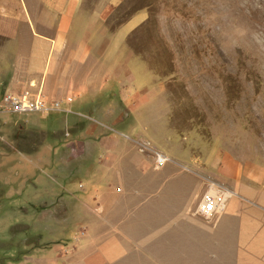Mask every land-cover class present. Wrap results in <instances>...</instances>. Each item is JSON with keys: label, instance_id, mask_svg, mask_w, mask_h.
I'll return each mask as SVG.
<instances>
[{"label": "rangeland", "instance_id": "374dc122", "mask_svg": "<svg viewBox=\"0 0 264 264\" xmlns=\"http://www.w3.org/2000/svg\"><path fill=\"white\" fill-rule=\"evenodd\" d=\"M56 1L18 0L23 54L64 35L57 59L44 39L27 61L37 84L4 94L60 111L0 112V264L105 261L110 225L151 220L183 179L192 209L225 171L264 192V0H77L63 30ZM155 153L169 159L158 169Z\"/></svg>", "mask_w": 264, "mask_h": 264}, {"label": "crops", "instance_id": "0c3cea01", "mask_svg": "<svg viewBox=\"0 0 264 264\" xmlns=\"http://www.w3.org/2000/svg\"><path fill=\"white\" fill-rule=\"evenodd\" d=\"M77 0H58L55 6H60L57 26L65 29L68 23V14L76 8ZM18 0H0V38L4 40L5 49H0V97L10 89L27 86L30 82L37 84L33 74L38 73V68L30 66L26 68L27 61L41 60L43 58V41L51 44L48 48L49 55L58 50L54 49L62 32L54 33L53 38L47 35L37 34L34 46L30 47L28 54H23L24 44L20 48L16 43L20 38V26L26 19V5L18 8ZM33 36V35H31ZM43 38V39H42ZM41 40V41H40ZM60 44V42L58 43ZM8 59H6L7 57ZM40 61V62H41ZM32 65V64H29ZM28 88V87H27ZM149 167V165H147ZM154 167V162H153ZM155 169V168H154ZM254 175V174H252ZM224 178L228 180V186L204 177V191L210 183H214L227 191L228 198L225 201L222 212L209 219L197 213V206L187 208L184 196L180 189L186 190V179L172 186L170 192V204L168 209L161 207L160 201H153V209H148L151 220L143 217L141 221L122 224H111V236L103 246L101 255L105 261H97L85 258L84 264H264V207L252 204L240 196L242 190L251 198H257L264 204V192L255 190L249 183H242V175L234 170L225 171ZM149 180V178H146ZM177 181L173 177L172 182ZM183 184V185H181ZM144 186V181L142 183ZM149 187V186H146ZM152 191H139L138 198L143 211L146 205H151ZM202 195L199 198L201 199ZM199 203V202H198ZM248 203L250 205H245ZM198 205V204H197ZM101 212V209H97ZM173 213L174 217L184 214L180 220L158 221L154 214ZM154 218V220H152ZM219 219V220H218ZM218 220V223H217ZM221 220V221H220ZM183 247L186 251L185 258H179ZM196 247V250H195Z\"/></svg>", "mask_w": 264, "mask_h": 264}, {"label": "built area", "instance_id": "2783aa9c", "mask_svg": "<svg viewBox=\"0 0 264 264\" xmlns=\"http://www.w3.org/2000/svg\"><path fill=\"white\" fill-rule=\"evenodd\" d=\"M43 102L41 103L38 98L30 99L27 92L16 97L6 96L4 94L0 103V112L30 113L45 112L48 110L60 111L57 102H52L50 105L44 102L45 105ZM168 161V157L161 153H155L154 168L158 169ZM227 198V191L214 183H210L197 205V213L207 219L214 217L222 212Z\"/></svg>", "mask_w": 264, "mask_h": 264}]
</instances>
